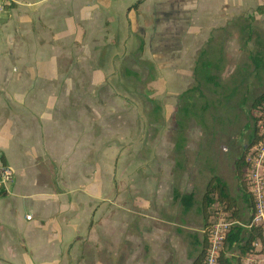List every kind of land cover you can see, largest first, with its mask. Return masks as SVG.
I'll return each instance as SVG.
<instances>
[{
    "label": "rangeland",
    "instance_id": "1",
    "mask_svg": "<svg viewBox=\"0 0 264 264\" xmlns=\"http://www.w3.org/2000/svg\"><path fill=\"white\" fill-rule=\"evenodd\" d=\"M160 1L167 12L147 7L140 17L126 12L129 0H88L85 11L78 3L66 32L51 39L59 73L63 66L71 68L65 100L73 107V155L65 163L50 155L18 163L23 171L15 173L12 187L21 193L11 198L41 211L44 230L55 236V264H192L193 243L203 234L198 206L209 177L222 179L233 197L240 195L235 162L245 148L240 138L250 139L249 113L258 95L232 99L233 108L230 98L221 99L223 104L197 103L196 95L183 100L192 87L193 52L179 47L177 39L190 41L192 18L189 13L175 24L178 0ZM261 24L253 25V35L262 33ZM256 40L259 34L249 38ZM15 54L34 57L24 49ZM63 84L55 83L57 105ZM4 106L0 95V132L8 124ZM28 126L21 125L22 139L12 130L11 146L23 141L35 147L42 122ZM169 177L181 193H195L192 210L172 201L173 189H163ZM28 209L18 207L15 215L32 217ZM3 218L0 211V223ZM249 222L247 210L240 223Z\"/></svg>",
    "mask_w": 264,
    "mask_h": 264
},
{
    "label": "crops",
    "instance_id": "2",
    "mask_svg": "<svg viewBox=\"0 0 264 264\" xmlns=\"http://www.w3.org/2000/svg\"><path fill=\"white\" fill-rule=\"evenodd\" d=\"M138 1H141L139 8L131 9ZM87 2L88 0H14L13 5L0 19V95L1 101L4 99V107L8 114L5 117L8 124L1 127L0 154L14 172L12 183L0 199L1 216L5 217L3 223H0V264L56 262L53 232L49 229L44 230L46 223L42 224L43 216L39 209L27 201L11 198L12 194L21 193V190L13 191L12 184L15 173L23 171L22 165L18 163L30 159L36 161L45 155L54 158L56 156L64 163L71 161L73 107L70 101L66 103L65 100L67 91L65 81L71 80V68L63 66V73H59L57 65L59 54L56 52V44L51 41L57 31L63 29V32H66L72 8L77 9L78 3L85 4L81 7L85 11ZM151 2L155 4L151 5ZM151 2L129 0L126 12H134L139 17L146 12L147 7L156 10V13L167 12L168 9L164 10L162 1ZM98 3L99 0L92 2ZM190 7L189 9V1L184 3V0H178L174 22L177 24L184 21L183 19L191 14L190 41L185 37L177 39L179 47H190L193 52L192 87L182 95L183 100L185 96L192 98L196 95L197 103L202 99L209 103L223 104L226 102L221 99L230 98V102L233 103L230 107L233 108L237 104L232 99L251 98L264 93V0H190ZM170 12L172 16L173 12L171 10ZM162 16L165 15H160ZM153 21H156L155 16ZM257 21L262 22V33L253 35L251 29ZM28 34L36 35L38 38L33 41L27 40L25 36ZM257 34L260 35V40L250 42V36ZM22 49L31 51L34 57L15 54ZM257 57L261 61L260 67ZM15 65L18 70L13 69ZM15 70L17 73H12ZM61 81L64 83L61 92L63 101L57 105L55 83ZM232 91L235 95L228 96ZM39 119L42 128L36 132L40 139L34 144L35 147L32 143L23 141H16L11 146L9 138L13 129L15 134L20 133L22 139L25 137V129H22L21 125L27 127L28 123V128H31V123ZM247 133L245 134L250 137V131ZM29 135H33L32 130ZM240 140H243L244 147L250 141L244 140L243 137ZM177 176L182 175L174 173V177ZM190 177L191 175L188 179ZM213 177L215 176L209 177L208 183ZM194 178L193 173L192 179ZM169 180L168 186L165 181L163 182V189H173L172 201L185 209L181 197L195 193H181L175 185L177 182L174 178L169 177ZM6 201L7 203H4ZM23 205L29 207L28 211L32 215L30 220L29 214L25 219L15 215V210ZM37 242H43L41 247L37 246Z\"/></svg>",
    "mask_w": 264,
    "mask_h": 264
},
{
    "label": "trees",
    "instance_id": "3",
    "mask_svg": "<svg viewBox=\"0 0 264 264\" xmlns=\"http://www.w3.org/2000/svg\"><path fill=\"white\" fill-rule=\"evenodd\" d=\"M140 4L141 1H138L131 9L137 10ZM257 61H259L258 66L260 67L261 61L259 57H257ZM251 106L249 113L251 120L250 141L244 148L241 157L235 162V174L240 184V195L233 197L228 185L217 176L209 181L198 206V211L202 217L203 234L200 240H196L193 243L196 257L192 264H204L213 225L211 222L213 216L225 218L226 214H229L235 221L241 222L247 210L250 214L252 213L253 199L247 176L248 168L250 167L248 155L250 150L255 145H259L261 141L259 120L264 115V93L257 96ZM177 197L180 198L179 196ZM181 201L186 211L191 210L196 205L194 194L182 196ZM240 202L243 203L244 209L240 206ZM259 240L262 244L264 243L261 229H248L240 225L234 226L228 233L224 243L219 260L220 264H243L244 259L255 253L253 245ZM231 252H238V256H230Z\"/></svg>",
    "mask_w": 264,
    "mask_h": 264
},
{
    "label": "built area",
    "instance_id": "4",
    "mask_svg": "<svg viewBox=\"0 0 264 264\" xmlns=\"http://www.w3.org/2000/svg\"><path fill=\"white\" fill-rule=\"evenodd\" d=\"M14 3V0H0V16ZM260 144L255 145L249 152L248 162V182L253 199V210L250 214V222L242 224L224 217H217L212 225L204 264H220V255L224 247L228 233L231 229L240 225L244 228H258L262 230L264 238V115L259 120ZM14 172L2 159L0 154V199L7 192L12 183ZM31 217H28L30 220ZM255 253L246 261V264H264V243L259 241L254 243Z\"/></svg>",
    "mask_w": 264,
    "mask_h": 264
}]
</instances>
